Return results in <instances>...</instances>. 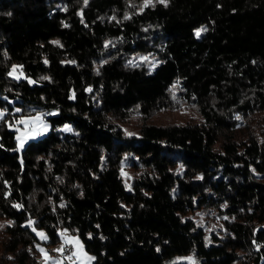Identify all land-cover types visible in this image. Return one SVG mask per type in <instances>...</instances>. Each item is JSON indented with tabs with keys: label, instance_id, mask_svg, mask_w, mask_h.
<instances>
[{
	"label": "trees",
	"instance_id": "obj_1",
	"mask_svg": "<svg viewBox=\"0 0 264 264\" xmlns=\"http://www.w3.org/2000/svg\"><path fill=\"white\" fill-rule=\"evenodd\" d=\"M12 104L54 110L19 152ZM0 109V264H38L30 224L91 264H264V0H0Z\"/></svg>",
	"mask_w": 264,
	"mask_h": 264
},
{
	"label": "rangeland",
	"instance_id": "obj_2",
	"mask_svg": "<svg viewBox=\"0 0 264 264\" xmlns=\"http://www.w3.org/2000/svg\"><path fill=\"white\" fill-rule=\"evenodd\" d=\"M145 2V0H144ZM15 66V71H13V68ZM8 75L15 79L24 78L29 83L32 82V79L25 75L23 71L16 65L12 64L8 69ZM9 103H13V99L9 100ZM194 107L187 104H182L180 106L172 107L167 112L163 111L162 113L156 115L157 120L159 121H167L168 118H172L173 120L177 121H183L188 118H196V113L193 109ZM17 109H20V107L16 104H12L11 113L13 116H10L11 118L5 119L6 126L9 129L14 130V139H15V145L14 150L17 152L20 151L21 143L24 145V143L29 139H36L39 136L43 135L49 128V122L45 118L47 114L54 113V110L49 111H34L29 114H20ZM0 113L4 114V111L0 109ZM3 116V115H2ZM0 116V118L2 117ZM39 117V119H37ZM129 120H132V118H129ZM242 118L240 119V121ZM19 121H24L23 123H19ZM67 126V127H66ZM57 129L64 131V132H70L72 131L71 125L69 123H62L57 126ZM30 219L26 221V223H30ZM2 219H0V225H1ZM30 229L35 234L37 241L34 243V252H35V258L38 262V264H91L92 259H88V257H93V254L87 251L82 244V240L80 239L79 235L75 231H70L66 228L60 227L57 228V236L58 239L55 243L52 244H46V240H42L38 233H44L45 232L40 227H34L32 224H30ZM79 240L80 245L82 248L77 247L75 243L69 242V241H75ZM63 245V248L65 246L71 247V253L68 256L60 255L59 257L51 256L47 253V250L51 249L56 251V249H60ZM40 249H43V252L40 251ZM60 252V251H57ZM63 252V251H62ZM72 253H76V255H72ZM177 257H172L168 259V261H174L177 260ZM166 263V262H165Z\"/></svg>",
	"mask_w": 264,
	"mask_h": 264
},
{
	"label": "snow or ice",
	"instance_id": "obj_3",
	"mask_svg": "<svg viewBox=\"0 0 264 264\" xmlns=\"http://www.w3.org/2000/svg\"><path fill=\"white\" fill-rule=\"evenodd\" d=\"M150 2H151V0H145V5L147 6ZM159 2H160V3H165V4H166V3H167V0H159ZM125 19H128V17L125 16ZM202 31H206V29H200V30H197V32H196V36L199 37ZM55 43H58V42H55ZM13 71H15V66H14V68H13ZM9 75H11V73H9ZM45 79H47V78L45 77ZM17 111H20V110L17 109ZM2 115H3V114L0 113V116H2ZM37 119H39V117H37ZM23 122H24V121H19V123H23ZM66 127H67V126H66ZM20 146H21V147L23 146L22 143H21ZM38 235L40 236V238H41L42 240H46V239H47V237H46V236L44 235V233H42V232H41V233H38ZM69 242L75 243V244L77 245V247L82 248V246L80 245L79 240L69 241ZM40 251L43 252V249H40ZM56 251H60V252H62V251H63V245L61 246L60 249H56ZM72 255H76V253H72ZM88 259H94V258H93V257H88Z\"/></svg>",
	"mask_w": 264,
	"mask_h": 264
},
{
	"label": "built area",
	"instance_id": "obj_4",
	"mask_svg": "<svg viewBox=\"0 0 264 264\" xmlns=\"http://www.w3.org/2000/svg\"><path fill=\"white\" fill-rule=\"evenodd\" d=\"M51 256L59 257L60 255L68 256L71 253V247L70 246H65L63 248V252H57L52 250V252H47ZM67 264V263H66Z\"/></svg>",
	"mask_w": 264,
	"mask_h": 264
},
{
	"label": "bare ground",
	"instance_id": "obj_5",
	"mask_svg": "<svg viewBox=\"0 0 264 264\" xmlns=\"http://www.w3.org/2000/svg\"><path fill=\"white\" fill-rule=\"evenodd\" d=\"M47 252H52V250L51 249L50 250L48 249Z\"/></svg>",
	"mask_w": 264,
	"mask_h": 264
}]
</instances>
